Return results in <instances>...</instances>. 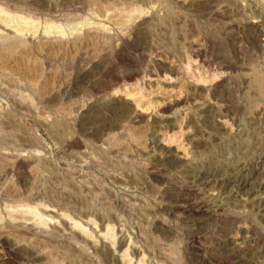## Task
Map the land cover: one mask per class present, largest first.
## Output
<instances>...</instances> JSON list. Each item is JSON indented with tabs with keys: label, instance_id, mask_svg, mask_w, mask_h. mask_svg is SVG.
Returning <instances> with one entry per match:
<instances>
[{
	"label": "rangeland",
	"instance_id": "rangeland-1",
	"mask_svg": "<svg viewBox=\"0 0 264 264\" xmlns=\"http://www.w3.org/2000/svg\"><path fill=\"white\" fill-rule=\"evenodd\" d=\"M262 186L264 0H0L4 264H264Z\"/></svg>",
	"mask_w": 264,
	"mask_h": 264
},
{
	"label": "bare ground",
	"instance_id": "bare-ground-1",
	"mask_svg": "<svg viewBox=\"0 0 264 264\" xmlns=\"http://www.w3.org/2000/svg\"><path fill=\"white\" fill-rule=\"evenodd\" d=\"M13 39V38H12ZM12 42V41H11ZM193 90H195V89H193ZM215 92V91H214ZM177 99H179V98H177ZM177 99H176V101H177ZM126 101V100H125ZM176 101L174 100H172V102H169L167 105L166 104H164L163 106H162V108H160L161 110H164V107L166 106H168L169 107V105H174L175 106V104H177L176 103ZM167 103V102H166ZM171 109V108H170ZM134 113V112H133ZM139 113V112H138ZM140 115V114H139ZM137 116V115H136ZM139 117V116H138ZM148 118V117H147ZM73 139V138H72ZM177 152V151H176ZM170 154V153H169ZM172 157V156H171ZM180 158V157H179ZM180 159H182L183 160V158H180ZM174 161V160H173ZM182 162V161H181ZM172 164V163H171ZM176 166V165H175ZM250 168V167H249ZM251 169V168H250ZM245 171V170H244ZM151 174V173H150ZM157 174V173H156ZM153 175V174H152ZM159 177V176H158ZM239 178V177H238ZM260 178V177H259ZM247 179V184L245 183L246 181L245 180H243L242 179V182L241 181H239L238 182V184H239V187H240V189L242 190V192H243V190L245 191V194H247L248 196H252V193L255 191L254 190V188H253V186H252V182H251V179H252V171L250 170V172H249V174H248V177L246 178ZM244 182V183H243ZM261 185V184H260ZM262 189L264 190V188H263V186H262ZM239 191V190H238ZM256 192V191H255ZM258 199V198H257ZM248 203V202H247ZM259 204L260 205H264V201L262 202V200H261V202H259ZM206 208V207H205ZM204 208V209H205ZM209 208V207H208ZM254 212V211H253ZM3 239V238H2ZM8 239L6 238V239H3V242L4 243H6V242H8L7 241ZM11 240V239H10ZM11 243H12V241H11ZM8 244V243H7ZM14 244V243H13ZM12 246V245H11ZM11 248V247H10ZM14 249V248H13ZM16 249V248H15ZM111 250V249H110ZM10 251H12V250H10ZM116 254V253H115ZM205 258V257H204ZM203 260V259H202ZM6 261V259H0V263H3L4 264V262ZM8 262V261H7ZM124 264V263H123Z\"/></svg>",
	"mask_w": 264,
	"mask_h": 264
}]
</instances>
